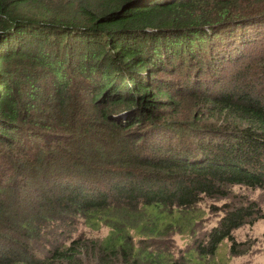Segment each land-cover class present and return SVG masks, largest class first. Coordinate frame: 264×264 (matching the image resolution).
I'll return each instance as SVG.
<instances>
[{"label": "trees", "instance_id": "obj_1", "mask_svg": "<svg viewBox=\"0 0 264 264\" xmlns=\"http://www.w3.org/2000/svg\"><path fill=\"white\" fill-rule=\"evenodd\" d=\"M253 28L264 0H0V264H215L225 238L234 251L254 206L227 208L182 255L171 235L202 193L264 180V97L205 86L249 56ZM177 93L244 126L165 116ZM85 95L121 129L122 170L63 146ZM80 218L110 231L66 242Z\"/></svg>", "mask_w": 264, "mask_h": 264}, {"label": "rangeland", "instance_id": "obj_2", "mask_svg": "<svg viewBox=\"0 0 264 264\" xmlns=\"http://www.w3.org/2000/svg\"><path fill=\"white\" fill-rule=\"evenodd\" d=\"M247 1L242 0L244 4H247ZM251 30L253 32L250 36L247 33L243 38L252 41L245 51L249 56L236 59L234 63L230 62L228 67L221 68L213 77H211L212 75L204 76L207 78L205 86L214 90L221 88L222 85L237 84L249 88L255 96L264 97V29L257 30L253 28ZM255 36L259 38L255 42L256 44L253 43L256 39ZM237 43L239 42L237 41ZM242 46L241 44L240 47ZM159 74L164 73L159 72ZM182 83L180 82V84ZM83 98L81 109L77 110L78 113L72 119H68L71 122L69 126L72 128L62 131L66 134L63 146L71 149L75 154L76 152L83 154L85 150L92 156L93 153H96L103 158V161H97L98 164L112 166L113 170H122L120 166L114 163L119 156L117 142L123 140L121 129L114 126L115 119L113 117L108 116V118L92 107L88 95ZM174 98L177 100L176 105L173 106L171 102H165V105H162L165 116L176 117L180 121L198 119L200 125L203 122L208 125L209 122H212L218 126L228 128L231 126L233 128L235 124L237 126L241 125L231 121V118L213 109L214 107H211V105L204 103L198 105L190 94L177 93ZM57 108L58 101L52 102V114ZM200 108L204 111L196 116ZM73 114L72 111L69 117H72ZM42 117L46 120L50 119L49 116L44 117V114H42ZM67 121L64 124L67 125ZM127 148L128 146L124 150H127ZM262 153L264 156V152ZM126 159L127 157L122 161H126ZM220 190L213 191L211 194L202 193L200 201L189 206L188 210L182 213L183 223L171 235L173 239L172 249L176 252V256L193 250L196 243L203 240L212 227L218 224L222 216L226 214L227 208L251 205L255 208L253 214L249 215L246 222L232 232L235 239V250L233 251L232 247L234 241L225 238L219 244L215 255L208 254V257L215 264H264V180L256 184L226 183L221 185ZM190 220L192 223H190ZM52 222L54 221L48 223L50 226L46 228L54 229L53 225L56 223ZM72 224L74 225V227H70L72 229L68 227L67 230H64L67 233L64 237L66 242H70L69 238L71 236L78 235L84 238L101 239L110 231V226L107 224L101 223L99 226L93 227L86 223L83 218H80L77 222H72ZM63 227L65 229L66 226ZM56 229L60 228L56 226ZM135 236L137 239L138 235L135 234ZM45 242L44 237H42L38 243L39 250L37 254H44L51 245ZM194 252L198 255L196 251Z\"/></svg>", "mask_w": 264, "mask_h": 264}]
</instances>
